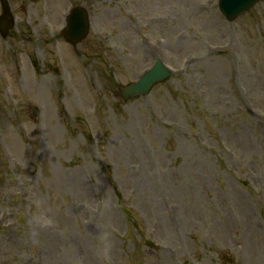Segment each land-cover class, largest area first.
Here are the masks:
<instances>
[{"label":"rangeland","instance_id":"1","mask_svg":"<svg viewBox=\"0 0 264 264\" xmlns=\"http://www.w3.org/2000/svg\"><path fill=\"white\" fill-rule=\"evenodd\" d=\"M9 2L0 264H264V0ZM157 58L172 76L124 99Z\"/></svg>","mask_w":264,"mask_h":264},{"label":"water","instance_id":"2","mask_svg":"<svg viewBox=\"0 0 264 264\" xmlns=\"http://www.w3.org/2000/svg\"><path fill=\"white\" fill-rule=\"evenodd\" d=\"M256 2L257 0H220L219 6L221 11L232 20L251 8ZM2 4L5 8V14L3 19L0 20L3 24L0 23V27L5 32L12 21V16L9 12L7 0H2ZM67 21V27L63 32L64 36L71 43L77 44L89 32V20L86 10L82 7L73 8ZM169 76L170 72L163 65V62L158 59L153 68L143 73L138 81L121 86V94L125 99L135 95L147 94L154 84L165 80Z\"/></svg>","mask_w":264,"mask_h":264}]
</instances>
